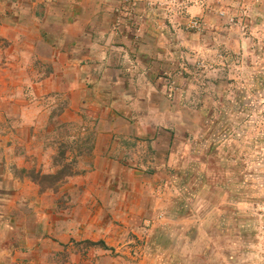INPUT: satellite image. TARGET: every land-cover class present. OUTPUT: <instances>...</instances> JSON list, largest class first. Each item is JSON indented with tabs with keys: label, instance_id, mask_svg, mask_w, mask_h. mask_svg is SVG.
<instances>
[{
	"label": "rangeland",
	"instance_id": "374dc122",
	"mask_svg": "<svg viewBox=\"0 0 264 264\" xmlns=\"http://www.w3.org/2000/svg\"><path fill=\"white\" fill-rule=\"evenodd\" d=\"M102 1L112 24L125 28L139 16L132 26L154 27L148 39L161 52L156 73L166 85L165 104L183 124L174 146H181L179 161L161 169L162 179L175 177L173 203L162 215L140 220L137 234L131 233L138 239L121 249L139 255L158 246L171 264H184L178 256L191 258L187 264H264V0ZM63 4L0 0L6 34L0 37V143L11 148L5 154L10 163L25 146L50 150L43 168L27 171L41 181L39 191L58 192L70 182L66 174L84 172L92 148L88 119L62 121L68 94L59 88L60 71L46 61L54 55L59 66L62 56L54 51L56 19L51 32L44 15ZM147 16L155 21L147 23ZM8 169L17 176L25 172ZM36 172L55 178L46 181ZM65 202L56 200L58 211ZM164 217L191 222L150 233ZM81 243L76 250L92 244Z\"/></svg>",
	"mask_w": 264,
	"mask_h": 264
},
{
	"label": "crops",
	"instance_id": "0c3cea01",
	"mask_svg": "<svg viewBox=\"0 0 264 264\" xmlns=\"http://www.w3.org/2000/svg\"><path fill=\"white\" fill-rule=\"evenodd\" d=\"M106 8L102 0H64L59 11L44 15L48 31L55 19L58 29L53 38L60 65L54 55L46 61L60 71L59 88L68 94L60 117L88 119L92 148L86 170L67 176L70 182L53 192L39 191L26 173L49 162V149L25 146L13 152L10 163L5 154L11 148L0 143V264H171L158 246L154 252L144 247L139 255L121 248L138 239L131 233L137 234L140 220L162 215L173 203L175 177L162 179L161 169L179 161L181 146L176 151L174 146L183 124L165 104L166 85L156 73L161 52L148 39L154 27L132 26L139 16L129 18L132 25L125 28L112 24ZM0 26V37H6ZM53 77L44 84L51 86ZM10 165L25 172L14 175ZM75 184L81 189L74 190ZM57 199L66 200L59 211ZM188 218L164 217L149 231L168 230L174 222L187 225ZM100 241L109 249L98 246ZM81 242L92 244L76 250ZM112 249L114 254H105Z\"/></svg>",
	"mask_w": 264,
	"mask_h": 264
},
{
	"label": "trees",
	"instance_id": "16d2710c",
	"mask_svg": "<svg viewBox=\"0 0 264 264\" xmlns=\"http://www.w3.org/2000/svg\"><path fill=\"white\" fill-rule=\"evenodd\" d=\"M24 171V170H23ZM28 174V176L35 182V183H38L40 184V180L37 178V176H32L30 173L26 172ZM39 174V177L41 179H44V180H53L55 178V175H51V174H41L39 172H36L35 175H38ZM65 176H69V174H66ZM46 188H50V187H46Z\"/></svg>",
	"mask_w": 264,
	"mask_h": 264
}]
</instances>
